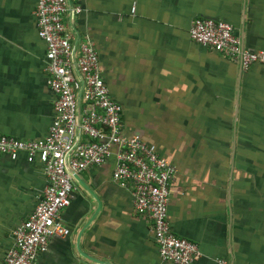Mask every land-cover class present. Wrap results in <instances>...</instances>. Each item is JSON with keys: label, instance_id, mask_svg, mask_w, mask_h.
Returning a JSON list of instances; mask_svg holds the SVG:
<instances>
[{"label": "crops", "instance_id": "crops-1", "mask_svg": "<svg viewBox=\"0 0 264 264\" xmlns=\"http://www.w3.org/2000/svg\"><path fill=\"white\" fill-rule=\"evenodd\" d=\"M35 0H0V134L41 138L52 118ZM63 17L72 43L88 35L101 77L122 110L123 135L153 144L175 168L166 217L196 244L192 264H264V64L241 69L188 38L195 17L230 24L248 51L264 50V0H82ZM132 8V9H131ZM113 155L72 173L69 229L36 264H164ZM45 178L23 152L0 156V260L33 210Z\"/></svg>", "mask_w": 264, "mask_h": 264}, {"label": "built area", "instance_id": "built-area-1", "mask_svg": "<svg viewBox=\"0 0 264 264\" xmlns=\"http://www.w3.org/2000/svg\"><path fill=\"white\" fill-rule=\"evenodd\" d=\"M81 1L35 0L36 34L45 46L44 85L53 96L52 118L38 139L0 134V156L23 152L27 162L38 161L45 183L33 210L11 230V243L0 264H36L49 238L67 236L69 229L60 218V210L69 204L72 173L98 166L110 155L114 158L111 180L130 186L133 210L150 222L160 260L164 264H192L199 254L196 244L175 235L166 217L174 166L153 144L136 134L123 135L121 106L108 93L91 39L82 34L72 43L66 31L63 17L78 14ZM187 35L237 60L241 69L264 64V50L242 48L226 22L195 17ZM216 264L226 263L216 259Z\"/></svg>", "mask_w": 264, "mask_h": 264}]
</instances>
